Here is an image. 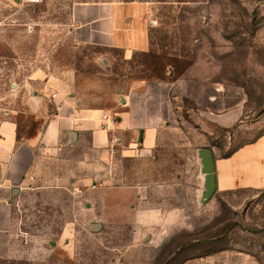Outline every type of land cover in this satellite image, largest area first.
Wrapping results in <instances>:
<instances>
[{
	"label": "rangeland",
	"instance_id": "rangeland-1",
	"mask_svg": "<svg viewBox=\"0 0 264 264\" xmlns=\"http://www.w3.org/2000/svg\"><path fill=\"white\" fill-rule=\"evenodd\" d=\"M91 1L0 0V120L25 117L28 94L76 72L83 105L117 124L132 97L157 144L144 154L115 132L124 141L108 156L68 150L82 168L46 169L56 176L17 207L18 243L0 264H264V189L206 198L200 155L264 138V0H140L151 49L131 58L76 46L72 6ZM238 107L233 127L216 122L213 113ZM59 173L81 181L56 186Z\"/></svg>",
	"mask_w": 264,
	"mask_h": 264
},
{
	"label": "crops",
	"instance_id": "crops-1",
	"mask_svg": "<svg viewBox=\"0 0 264 264\" xmlns=\"http://www.w3.org/2000/svg\"><path fill=\"white\" fill-rule=\"evenodd\" d=\"M68 25L76 46L120 50L126 58L151 49L150 5L145 1L75 3ZM68 75L69 82L62 76L46 79L41 90L28 94L22 102L25 117L16 110L0 120V258H7L18 243L19 204L27 203L34 191L46 187L45 181L55 178L56 174L46 169L67 164L82 168L83 158H69L68 150L79 148L77 152L82 153L80 148L87 147L91 154L100 151L108 156L114 141H124L115 132L129 134L130 147L139 144L144 154L152 152L157 144L158 130L155 126L143 128L138 122L132 97L127 98L128 106L116 124L108 115L104 119L99 108L83 105L76 93L77 74ZM242 115L239 107L213 113L216 122L225 128L240 122ZM215 166L220 191L264 189V138L238 146L227 157L215 158ZM66 176L59 173L56 186L72 189L81 181L72 179V186L66 185Z\"/></svg>",
	"mask_w": 264,
	"mask_h": 264
},
{
	"label": "water",
	"instance_id": "water-1",
	"mask_svg": "<svg viewBox=\"0 0 264 264\" xmlns=\"http://www.w3.org/2000/svg\"><path fill=\"white\" fill-rule=\"evenodd\" d=\"M141 131V135H142ZM142 139V136L140 137ZM200 155L203 163V171H204V185L205 192L204 195L206 198L211 197L214 192L217 190L216 184V166H215V157L213 152L210 149L204 148L200 150ZM96 227H99L97 224Z\"/></svg>",
	"mask_w": 264,
	"mask_h": 264
},
{
	"label": "built area",
	"instance_id": "built-area-1",
	"mask_svg": "<svg viewBox=\"0 0 264 264\" xmlns=\"http://www.w3.org/2000/svg\"><path fill=\"white\" fill-rule=\"evenodd\" d=\"M31 3H40L42 0H28ZM104 119H108L107 115H104Z\"/></svg>",
	"mask_w": 264,
	"mask_h": 264
}]
</instances>
